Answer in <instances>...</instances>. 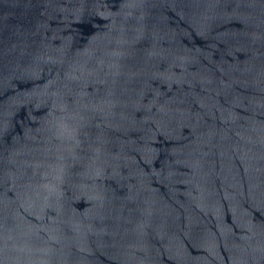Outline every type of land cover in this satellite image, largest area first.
Masks as SVG:
<instances>
[{
  "label": "water",
  "instance_id": "water-1",
  "mask_svg": "<svg viewBox=\"0 0 264 264\" xmlns=\"http://www.w3.org/2000/svg\"><path fill=\"white\" fill-rule=\"evenodd\" d=\"M0 264H264V0H0Z\"/></svg>",
  "mask_w": 264,
  "mask_h": 264
}]
</instances>
